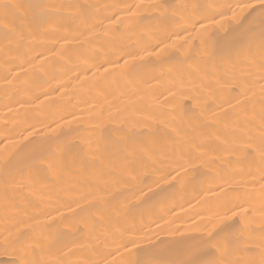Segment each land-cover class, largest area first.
Returning <instances> with one entry per match:
<instances>
[{"label": "bare ground", "instance_id": "1", "mask_svg": "<svg viewBox=\"0 0 264 264\" xmlns=\"http://www.w3.org/2000/svg\"><path fill=\"white\" fill-rule=\"evenodd\" d=\"M264 264V0H0V264Z\"/></svg>", "mask_w": 264, "mask_h": 264}, {"label": "snow or ice", "instance_id": "2", "mask_svg": "<svg viewBox=\"0 0 264 264\" xmlns=\"http://www.w3.org/2000/svg\"><path fill=\"white\" fill-rule=\"evenodd\" d=\"M5 264H18V261L8 260L5 262ZM182 264H200V262L198 260H196L195 258H192V259H189V260L182 262Z\"/></svg>", "mask_w": 264, "mask_h": 264}]
</instances>
